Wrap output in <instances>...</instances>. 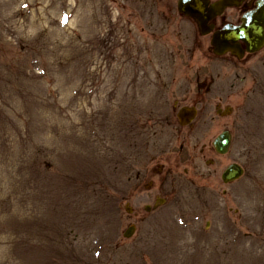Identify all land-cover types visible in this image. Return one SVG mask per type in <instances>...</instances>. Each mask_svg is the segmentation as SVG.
Listing matches in <instances>:
<instances>
[{"label":"rangeland","instance_id":"obj_1","mask_svg":"<svg viewBox=\"0 0 264 264\" xmlns=\"http://www.w3.org/2000/svg\"><path fill=\"white\" fill-rule=\"evenodd\" d=\"M178 1L0 0V264H264V88L226 81L264 49L215 57Z\"/></svg>","mask_w":264,"mask_h":264},{"label":"water","instance_id":"obj_2","mask_svg":"<svg viewBox=\"0 0 264 264\" xmlns=\"http://www.w3.org/2000/svg\"><path fill=\"white\" fill-rule=\"evenodd\" d=\"M237 5H239L238 0H220L212 5L209 0H180L178 10L181 14L195 20L200 33L207 35L211 32L208 23L216 16L221 15L226 8ZM240 41L246 44V50L249 53L258 52L264 47V1H260L256 10L244 16L241 26H226L221 32L215 33L211 44L216 55H224L231 51L232 54L241 58L244 51L238 45ZM195 117L194 109H184L179 114L182 125L189 124ZM230 144L231 137L225 133L215 142L214 146L218 153L226 154ZM243 173L240 166L231 165L224 173L223 181L225 183L236 181ZM129 234L127 233L126 236Z\"/></svg>","mask_w":264,"mask_h":264},{"label":"flooded vegetation","instance_id":"obj_3","mask_svg":"<svg viewBox=\"0 0 264 264\" xmlns=\"http://www.w3.org/2000/svg\"><path fill=\"white\" fill-rule=\"evenodd\" d=\"M215 1H217V0H212V2H215ZM258 1L259 0H246L245 2H243L241 4L240 7H233V8H229V9L225 10V12L221 16L215 18L212 21V24L214 25L213 33L221 30L225 25H233V26L240 25L242 22V18L248 12H251L257 8ZM228 11H238V12H231L228 14L229 16H227L226 14ZM209 36L212 38V34ZM241 46H242V49L245 51L246 50L245 45L241 44ZM212 53H213V50H212ZM252 55H255V54L245 53V55L242 59L237 58L236 56L232 55L231 53H228L225 56L230 57L231 60H233V61L234 60L242 61L245 59V57L252 56ZM223 57H218V58H223ZM229 65L231 67H230V69H228V72L233 71L234 73H232L230 75L228 74L226 81H227V83H229L230 88L233 89L235 93H237V94L239 93L241 96L243 95L245 97L246 96L248 97V94L252 95V94L256 93L258 90H260L261 88H264V77L261 74H258V72L260 71V68L262 66H264V63L260 64L258 62H250V63L245 64V65H240L234 61L232 64H228V66ZM202 86L206 87L207 86L206 82H204L203 85H201V84L198 85V89L201 90ZM224 105L225 104L223 102V99L220 98L218 100L216 107H215L216 111L220 117H225L227 115H230L233 112L232 108H230V107L225 108ZM185 107L195 108L197 111V118L199 117L200 111L198 108H196L194 106H185ZM182 108H184V107H182ZM182 108H180V110ZM194 122H192L189 125H181L180 121L178 120V125H179V128H182L183 130H185V129H189L194 124ZM225 133H229L232 136V133L230 131L225 130L222 133L215 136L214 138H212L211 140H209V145L211 146L213 152L217 155V157H222V156L217 153V151L214 147V144ZM190 137H191V134H190ZM183 139L187 140V136ZM232 142H233V136H232ZM207 146L208 145H206V148H207ZM185 147H186L185 144H182L179 147V150L177 152L171 151L170 152L171 154L164 153V155L160 154L157 156V160L160 162V164H164V165H162L163 170L165 169L166 164L169 161H173V162H170L169 165H171L172 163H174V161H176L177 163H181V162L183 163V162H186L187 159H189V157L191 155H190L189 151H187V149H185ZM205 151L206 150L203 149L201 151V154L205 153ZM164 156H166V157L164 158ZM157 174H159V173H157ZM140 177H141V174L138 175V178H140ZM153 188L154 187H151L148 190H152ZM166 204H167V202L165 201V199L162 200V199L157 198L154 201L153 206L148 205L146 207V211H150L153 209V211L158 212L160 210V208ZM132 211H133V209H132ZM160 216H162V215H160Z\"/></svg>","mask_w":264,"mask_h":264}]
</instances>
